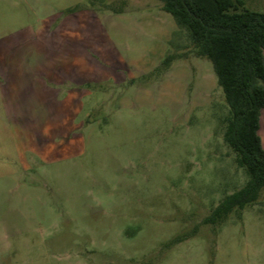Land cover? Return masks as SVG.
<instances>
[{
  "label": "rangeland",
  "instance_id": "1",
  "mask_svg": "<svg viewBox=\"0 0 264 264\" xmlns=\"http://www.w3.org/2000/svg\"><path fill=\"white\" fill-rule=\"evenodd\" d=\"M191 47L158 0H0V264H264V194L203 223L248 177Z\"/></svg>",
  "mask_w": 264,
  "mask_h": 264
},
{
  "label": "trees",
  "instance_id": "2",
  "mask_svg": "<svg viewBox=\"0 0 264 264\" xmlns=\"http://www.w3.org/2000/svg\"><path fill=\"white\" fill-rule=\"evenodd\" d=\"M96 0H93V2ZM179 29L191 52L208 60L225 102L224 142L248 179L226 195L205 225H220L235 212L257 204L264 194V147L260 136L264 110V12L243 0H158ZM181 56L170 54L156 69H168Z\"/></svg>",
  "mask_w": 264,
  "mask_h": 264
},
{
  "label": "crops",
  "instance_id": "3",
  "mask_svg": "<svg viewBox=\"0 0 264 264\" xmlns=\"http://www.w3.org/2000/svg\"><path fill=\"white\" fill-rule=\"evenodd\" d=\"M49 71H50L48 73L49 76L53 77L52 78L53 80L51 79V82H55L56 83L58 81V79L62 78V77L64 78V80H65V78H68V75H65V73L63 74V72H61V71L60 72L58 71V67L57 66H53ZM65 72H68V70L66 69ZM76 72L77 73L80 72V75L77 76V78L81 81L80 83H82V82L84 83L85 79H89V69H86V67L83 66L81 70L76 71ZM74 75H75V72H74ZM70 77H73V73H71ZM37 86L38 87L40 86V92L35 91V95L38 96V97L40 96L41 101L44 102L43 99L45 97L50 96L52 94V90H49L46 87L47 86V82L46 81L41 83V85H38V83H37Z\"/></svg>",
  "mask_w": 264,
  "mask_h": 264
}]
</instances>
